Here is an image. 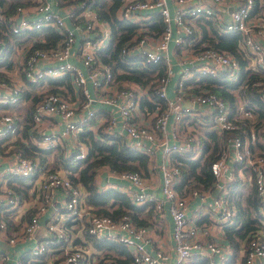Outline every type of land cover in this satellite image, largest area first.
Returning <instances> with one entry per match:
<instances>
[{
	"label": "built area",
	"instance_id": "built-area-1",
	"mask_svg": "<svg viewBox=\"0 0 264 264\" xmlns=\"http://www.w3.org/2000/svg\"><path fill=\"white\" fill-rule=\"evenodd\" d=\"M33 1L32 5L17 7L6 18L11 33L54 27L62 37L48 48H31V39L6 47L0 39V72L4 73L0 78V107H9L0 108V264H31L40 255L47 256L45 264L86 261V248L71 243L73 237L66 226L77 219L85 224L87 234L124 245L134 264H186L193 256L205 258L207 264H215L214 258L217 264H225L231 253L229 247L199 235L205 234V229L187 215L186 202L196 198L195 210L219 227L232 223L226 183L233 176L228 170L230 162L242 163L252 173L261 211L264 156L252 155L247 143L255 139L264 143V129L245 134L238 118L251 117V112L244 109L240 99L230 116V106L224 100L204 87L193 90L194 84L187 81L207 76L235 82L239 77V64L231 53L200 41L198 18L213 19L217 33L237 34V49L246 56L249 69H264V17L251 12L253 0H123L115 17L136 23L137 30L122 44L119 56H127V63L141 66L162 65V73L154 74L150 82L155 98L148 92L150 83L140 87L117 80L111 66L100 60L110 30L89 4L82 1L61 6L60 0ZM149 12H157L161 18L158 33L148 32L142 24ZM7 62L11 63L9 69ZM65 75L70 90L50 91V81ZM259 92L264 96V85ZM33 96L36 99L30 108L29 126L22 136L24 113ZM142 99L150 102L151 108L146 103L140 106ZM237 129L240 134H232ZM86 130L121 137L149 158V170L159 171L156 196L137 172L107 168L109 175L132 186L124 192L132 203L150 202L158 215L165 207L171 218L173 256L149 247L151 238L146 225L135 226L127 215L112 220L84 208L85 191L79 183L69 180L68 174L74 172L64 162L75 164L85 157L86 145L77 135ZM196 131L212 133L221 147L209 164L216 196L210 195V189L192 185L182 187L181 193L174 187L181 174L170 163L169 154L190 150V157H196L200 152ZM17 137L30 150L33 148V153L36 149L57 151L55 168L50 167V162L40 164L35 155H23L18 147L12 148L10 144ZM226 145L232 150L230 161ZM12 178L22 180V198L7 185ZM56 193L60 195L58 205H54ZM5 211H9L7 217L12 221L10 233L1 216ZM62 241L65 245L58 248ZM18 243L24 244L22 250H9ZM239 249L240 257L232 264H238V260L242 264H264V242L257 233L247 234Z\"/></svg>",
	"mask_w": 264,
	"mask_h": 264
},
{
	"label": "trees",
	"instance_id": "trees-1",
	"mask_svg": "<svg viewBox=\"0 0 264 264\" xmlns=\"http://www.w3.org/2000/svg\"><path fill=\"white\" fill-rule=\"evenodd\" d=\"M82 1L89 4L91 9L100 18L104 19L109 26L110 38L103 50L104 54L100 55L99 58L102 62L111 66L117 80L135 83L143 87L149 84L155 75L162 73V65L160 63L141 66L136 63H127V56H119V49L122 44L132 37L137 30L136 23L115 17L117 9L123 0H60L59 4L64 6L78 4ZM253 2L254 6L251 12L264 17V0H253ZM32 4H34L33 0H0V14L2 16L0 19V39L6 44V47H9L12 43L19 44L21 41L31 39V48H48L61 39V33L54 27L11 33L6 18L17 7ZM201 20L205 24L200 23L199 21ZM142 24L150 33L155 34L162 29L161 18L157 12H149L147 19L142 21ZM196 25L199 30L200 41L231 53L237 59L240 71L238 80L235 82L219 81L216 78L207 76H200L196 80L190 79L187 82L194 84L193 90L204 87L214 92L216 96L230 106V116L235 112L237 99H240L244 109L250 110L251 117L238 118V124L245 134L249 133L250 130L256 134L259 128H264V100L259 92V88L264 85V69H249L246 56L237 49V34L217 33L215 21L209 17L198 18ZM7 63L6 68H11V63ZM3 76L4 73L0 72V78ZM50 82H52L50 91L63 92V89L70 90L67 75L53 79ZM59 86L62 88H58ZM148 92L151 97L155 98L151 83ZM26 94L24 95L26 96ZM35 99L36 96H33L26 107L23 117L24 123L21 129L22 136H24L25 129L29 126L27 124L29 123V112L32 101ZM144 103L147 104L148 108H151V103L145 99H142L139 105L142 106ZM196 132L200 141V152L196 157H190L192 154L190 150L171 152L169 154L170 163L176 165L180 170V182L174 186L179 193L182 192L180 191L182 187L189 185L205 190L213 188L214 177L209 170V164L215 159L221 147L217 145L215 136L212 133ZM232 134H240V129L232 131ZM77 138L86 145V155L83 159L76 161L75 164L65 161L64 165L70 172H74V174H68L69 180L72 183H79L85 191L83 198L84 208L91 213L106 216L112 220H116L122 215H127L135 226L148 225L149 220L155 213L152 203L134 204L124 192L113 187L98 190L93 183V177L96 170L101 166H106L108 170L114 172L134 171L141 177H145L149 171V158L128 146L121 137H109L99 130L96 132L82 131L78 133ZM10 145L12 148H20L23 155L37 156L40 164H48L46 156L51 150L36 149V152L33 153L32 150L34 149L30 150L25 143L19 142L18 137ZM256 146H258L259 151H256ZM247 148L252 155L261 154L264 156V148L256 140L248 142ZM54 152L57 154V151ZM56 158L57 156L55 155V160ZM235 167L247 170L249 183L247 184L241 178L235 177L234 174L233 178L226 183V202L233 209V217L232 223L221 226L222 243L228 245L231 250V256L225 264L233 263L243 238L250 232L257 229L261 230L262 235H259V237L264 242V207L259 211L260 205L253 184L252 173L242 163H236ZM7 185L20 198L23 197L25 191L20 188L23 185L21 179H8ZM8 214L9 211H5L1 216L9 227L12 221L7 217ZM66 226L69 235L73 237V240L71 239L73 245L86 249L90 248L87 260H81L78 264H85V262H90L91 260L94 261V264H134L129 251L124 245L106 238L98 239L87 234L85 224L80 219L70 221L66 223ZM64 245L65 242L62 241L57 247L62 248ZM45 258L47 256L40 255L31 264H45ZM190 264H207V262L205 258L194 257Z\"/></svg>",
	"mask_w": 264,
	"mask_h": 264
},
{
	"label": "crops",
	"instance_id": "crops-1",
	"mask_svg": "<svg viewBox=\"0 0 264 264\" xmlns=\"http://www.w3.org/2000/svg\"><path fill=\"white\" fill-rule=\"evenodd\" d=\"M206 2H208V1H206ZM219 6H220V9H223V7L221 5H219ZM0 106H1V104H0ZM0 108H5V110L9 109V107H0ZM53 120L55 121V123H58V125H60L59 119L54 118ZM256 142L258 144H261V146L264 148V143H261L259 141H256ZM226 151H227V161H230L232 158L231 147L226 145ZM256 151H259L258 146H256ZM1 163H0V169L2 168ZM51 164H52V162H50V165ZM229 167L230 168L228 171L232 174V176L234 174L235 177L237 176V177L241 178V180L246 182L247 184L249 183V180H248L249 178L247 176V170H245L243 168L237 169L233 162H230ZM53 168H55V165ZM143 179L148 186L149 192L154 193L156 196H158L159 195V182H160L159 171L158 170H155V171L149 170L148 174L145 177H143ZM109 181L113 182V183L108 184ZM93 183L95 184V186L98 190H103V189L108 188V187H113L119 191L125 192L128 188H132V186L126 180L117 179V178L109 175L107 172L106 166H101L96 170V172L94 174V178H93ZM210 195H211V190H210ZM59 200H60V195H59V193H56L55 197H54V201H55L54 205H58L60 203ZM197 203H198V200L196 198L192 197V198L188 199L186 202V213H187V215L194 218L196 224L200 228L205 229V234L199 233V235L203 239L208 240V241L214 240V241L220 242V243L223 242L221 227H219L215 223L211 222V220L208 219L204 214L196 211L195 208H196ZM146 226L148 227V233H149L150 238H151L149 247L151 249L152 248H160V249L164 250L168 255L173 256L174 255L173 243H172L171 236H170L171 218H170L169 214L166 212L165 207H164V210L162 211V213H160V215H158V213H154L152 215L151 219L149 220V224ZM252 232L257 233L258 235H262L261 230H258V229L255 231H252ZM26 244L27 243H25V245ZM223 244H225V243H223ZM226 247H229V246L226 245ZM22 248H24V244L18 243L16 245H13L12 247H10L9 250L17 252L19 250H22ZM1 249L2 248H0V250ZM229 249H230V247H229ZM230 256H231V253H230L228 258H230ZM194 257H197V256H193V257L189 258L186 261V264H190L191 261H193ZM239 257H240V249L237 251L234 259H236V258L238 259ZM214 260H215V264H217L218 263L217 258H214ZM240 263L241 262H239V260H238V264H240Z\"/></svg>",
	"mask_w": 264,
	"mask_h": 264
},
{
	"label": "rangeland",
	"instance_id": "rangeland-1",
	"mask_svg": "<svg viewBox=\"0 0 264 264\" xmlns=\"http://www.w3.org/2000/svg\"><path fill=\"white\" fill-rule=\"evenodd\" d=\"M206 1H208L209 2V0H206ZM200 23H203L202 22V20L201 21H199ZM203 24H205V23H203ZM206 26V25H205ZM247 63H248V65L250 66V63L247 61ZM260 69V68H259ZM51 87V86H50ZM58 88H60V86L58 87ZM236 91V90H235ZM168 96H170V94H167ZM262 98H263V100H264V96H262ZM53 155V156H52ZM55 155H56V152H50L49 154H47V156H46V159H47V161L48 162H52V164L50 165V167L51 168H53L54 167V165H55V163H57V160H55ZM55 162V163H54ZM241 173V172H240ZM3 179V174H1V171H0V180H2ZM15 223H17L16 221H15ZM12 230L9 228L8 229V233H10ZM87 252H89V250H90V248H88V249H85ZM92 264H94V261L92 262Z\"/></svg>",
	"mask_w": 264,
	"mask_h": 264
},
{
	"label": "water",
	"instance_id": "water-1",
	"mask_svg": "<svg viewBox=\"0 0 264 264\" xmlns=\"http://www.w3.org/2000/svg\"><path fill=\"white\" fill-rule=\"evenodd\" d=\"M18 20V17H17V19H16V21ZM47 132V131H46ZM219 184H220V182H219ZM216 194H217V186L215 185V186H213V188L211 189V195L212 196H216Z\"/></svg>",
	"mask_w": 264,
	"mask_h": 264
}]
</instances>
